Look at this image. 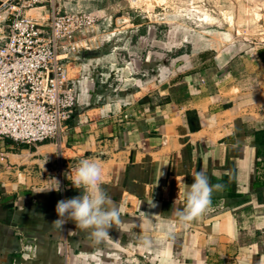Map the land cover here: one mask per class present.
<instances>
[{
	"label": "crops",
	"instance_id": "obj_1",
	"mask_svg": "<svg viewBox=\"0 0 264 264\" xmlns=\"http://www.w3.org/2000/svg\"><path fill=\"white\" fill-rule=\"evenodd\" d=\"M103 1L101 23L59 40L77 97L61 142L0 138V264H264V46L184 23L142 32L126 0ZM84 159L121 209L103 244L51 224L58 201L82 195L68 173ZM201 170L222 188L182 221Z\"/></svg>",
	"mask_w": 264,
	"mask_h": 264
},
{
	"label": "built area",
	"instance_id": "obj_2",
	"mask_svg": "<svg viewBox=\"0 0 264 264\" xmlns=\"http://www.w3.org/2000/svg\"><path fill=\"white\" fill-rule=\"evenodd\" d=\"M43 7H50L48 24L28 13ZM101 18L77 0L1 2L0 138L61 142L77 97L59 59V40L93 28Z\"/></svg>",
	"mask_w": 264,
	"mask_h": 264
},
{
	"label": "rangeland",
	"instance_id": "obj_3",
	"mask_svg": "<svg viewBox=\"0 0 264 264\" xmlns=\"http://www.w3.org/2000/svg\"><path fill=\"white\" fill-rule=\"evenodd\" d=\"M94 5L93 10L99 11V5L103 0H84ZM126 0L125 8L134 18L136 27L142 28V32L152 26L163 28L169 25L172 31L184 23L192 28L207 26L216 28L222 32L233 34L243 38H249L254 42L256 49L264 46V0H136L130 3ZM99 4V5H98ZM101 15V21L103 15ZM33 15V14H32ZM34 16V15H33ZM47 19H39L41 23ZM130 35L122 37L121 45L131 44ZM166 42V40H164ZM169 43L170 40L168 41Z\"/></svg>",
	"mask_w": 264,
	"mask_h": 264
},
{
	"label": "clouds",
	"instance_id": "obj_4",
	"mask_svg": "<svg viewBox=\"0 0 264 264\" xmlns=\"http://www.w3.org/2000/svg\"><path fill=\"white\" fill-rule=\"evenodd\" d=\"M71 174L74 187L83 189L82 195L61 199L56 205L58 219L51 224L54 228H63L68 221H74L77 228L88 231L95 244L107 241L109 230L122 222L121 209L111 195L104 189L105 175L103 166L94 160L84 159ZM186 194V203L178 209L182 221H191L204 213L211 203L213 189H221V184H210L209 177L203 170L196 172ZM55 183L46 190H61V185ZM154 206V205H153Z\"/></svg>",
	"mask_w": 264,
	"mask_h": 264
}]
</instances>
